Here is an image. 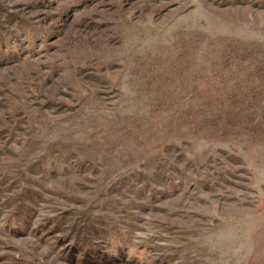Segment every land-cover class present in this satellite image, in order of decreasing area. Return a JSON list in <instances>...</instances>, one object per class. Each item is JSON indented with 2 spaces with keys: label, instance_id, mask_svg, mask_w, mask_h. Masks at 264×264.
I'll list each match as a JSON object with an SVG mask.
<instances>
[{
  "label": "rangeland",
  "instance_id": "1",
  "mask_svg": "<svg viewBox=\"0 0 264 264\" xmlns=\"http://www.w3.org/2000/svg\"><path fill=\"white\" fill-rule=\"evenodd\" d=\"M0 264H264V0H0Z\"/></svg>",
  "mask_w": 264,
  "mask_h": 264
}]
</instances>
